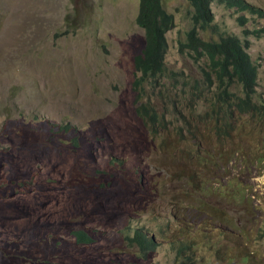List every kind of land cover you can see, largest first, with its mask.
I'll return each mask as SVG.
<instances>
[{
    "label": "rangeland",
    "instance_id": "1",
    "mask_svg": "<svg viewBox=\"0 0 264 264\" xmlns=\"http://www.w3.org/2000/svg\"><path fill=\"white\" fill-rule=\"evenodd\" d=\"M140 1L0 0V264H264V121L232 113L216 132L218 83L179 45L193 9L163 0L166 76L142 81L168 122L155 136L138 115ZM212 9L221 33L249 41L264 97V17ZM195 78L206 86L191 100L181 83Z\"/></svg>",
    "mask_w": 264,
    "mask_h": 264
},
{
    "label": "trees",
    "instance_id": "2",
    "mask_svg": "<svg viewBox=\"0 0 264 264\" xmlns=\"http://www.w3.org/2000/svg\"><path fill=\"white\" fill-rule=\"evenodd\" d=\"M192 7V28L185 34L186 42H179L181 52L188 51L193 54L197 60H206V68H202L204 81H208L210 85L218 83L216 96L208 99L207 102L212 103V107L220 106L221 114L217 117H211L216 132L229 135V122L227 115L237 113L239 117L258 116L264 121V102L263 96H258V65L253 61L248 47L249 41H242L238 36L226 35L220 32V27L216 24V15L212 4L221 3L235 9L236 12L243 14L238 17L241 24L246 19L245 14H261L264 17V10L250 2L249 0H188ZM138 25L146 32L147 44L145 49L135 61L137 70L142 73L140 79L136 81V86L140 91L141 103L138 108V115L141 117L150 131L157 136L159 123H163V127L168 123L167 119L160 117V112L156 109L151 99L142 101V91L145 89L143 82L149 78L159 79L166 76V54L169 49L167 35L175 26L174 14L169 12L163 4V0H141L140 12L138 15ZM218 35L209 40L202 38L201 34L208 31ZM253 36L258 37L259 30L251 32ZM246 34H249L246 31ZM245 42V43H244ZM143 81V82H142ZM181 83V82H180ZM234 84H238L241 88L231 90ZM186 94L190 95L191 100L200 98V86L206 82L193 79L190 82L181 83ZM208 86V85H207ZM197 91L195 92V90ZM242 92V95L240 94ZM256 95V100H252V96ZM182 96V95H181ZM186 97V96H185ZM200 102H198L200 106ZM233 108L234 111H231ZM72 129L67 126L66 131ZM74 146L78 147L77 139L73 140ZM77 241L80 244H90L93 239L85 232H76ZM140 247L141 251L146 255L155 243L153 239H147L143 235H138L132 241ZM248 259V257L246 258Z\"/></svg>",
    "mask_w": 264,
    "mask_h": 264
},
{
    "label": "clouds",
    "instance_id": "3",
    "mask_svg": "<svg viewBox=\"0 0 264 264\" xmlns=\"http://www.w3.org/2000/svg\"><path fill=\"white\" fill-rule=\"evenodd\" d=\"M220 4H221V3H220ZM262 159H264V157H263ZM202 186H206V182H204V184H203Z\"/></svg>",
    "mask_w": 264,
    "mask_h": 264
}]
</instances>
